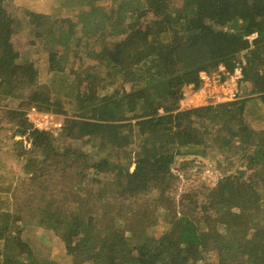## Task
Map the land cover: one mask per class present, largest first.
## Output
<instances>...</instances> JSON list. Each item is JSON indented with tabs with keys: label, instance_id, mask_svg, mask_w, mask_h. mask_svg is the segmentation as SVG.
I'll return each mask as SVG.
<instances>
[{
	"label": "trees",
	"instance_id": "1",
	"mask_svg": "<svg viewBox=\"0 0 264 264\" xmlns=\"http://www.w3.org/2000/svg\"><path fill=\"white\" fill-rule=\"evenodd\" d=\"M12 4L0 0V132L17 127L30 149L28 191H0V264H59L25 238L34 226L71 264H264V0H51L25 26ZM236 68L239 100L182 108L202 73ZM32 107L63 129H34ZM212 153L245 169L176 203L175 159Z\"/></svg>",
	"mask_w": 264,
	"mask_h": 264
},
{
	"label": "rangeland",
	"instance_id": "2",
	"mask_svg": "<svg viewBox=\"0 0 264 264\" xmlns=\"http://www.w3.org/2000/svg\"><path fill=\"white\" fill-rule=\"evenodd\" d=\"M173 2L175 3V1ZM13 8H17L16 11H13ZM51 10V0H13V4L9 9L11 14L13 11L15 16L22 19L24 26V19L27 14L34 13L45 17L51 14ZM25 30L23 29V31ZM12 42L14 50L18 53L28 49V38L22 34L12 39ZM190 96L193 97L192 94ZM14 104L16 105L18 102H9L8 109H11ZM3 107L7 106H0V122L1 118L4 117V114L1 113ZM16 131L17 127L4 134L0 132V191L10 196L17 195L20 199L28 191V187L26 185L27 176L23 169L24 160L19 157V154L23 149H30V145L26 137L17 136L14 139ZM243 161L244 159L241 160L238 156L231 161H226L225 157L217 153L205 157L201 155L178 156L172 167L173 172L180 176L176 184L174 183L172 193L176 198V203L185 190L202 184H208L213 188L222 178L245 169ZM33 218L29 216L28 220L31 221ZM42 232L43 229H37L34 226L24 235L34 247L36 246L39 258L55 261L59 264H71L72 258L67 256L66 253L67 244L47 233L43 234L45 238L41 240L39 236Z\"/></svg>",
	"mask_w": 264,
	"mask_h": 264
},
{
	"label": "built area",
	"instance_id": "3",
	"mask_svg": "<svg viewBox=\"0 0 264 264\" xmlns=\"http://www.w3.org/2000/svg\"><path fill=\"white\" fill-rule=\"evenodd\" d=\"M221 71H224L221 68ZM203 87L199 91L192 93L195 101L187 102L186 98L181 102L184 109L200 107L208 104H223L234 102L240 99L242 88L240 80L242 79L241 68H236L233 73H221L212 77L201 74ZM189 99V100H191ZM26 118L34 129L50 132L57 135L64 127L63 118L57 114L41 111L36 107L28 109Z\"/></svg>",
	"mask_w": 264,
	"mask_h": 264
},
{
	"label": "crops",
	"instance_id": "4",
	"mask_svg": "<svg viewBox=\"0 0 264 264\" xmlns=\"http://www.w3.org/2000/svg\"><path fill=\"white\" fill-rule=\"evenodd\" d=\"M196 92V91H195ZM195 92H193V93H195ZM189 99H191V97L190 96H187V98H186V100H187V102H189V101H195V98H193V99H191V100H189ZM185 101V100H184Z\"/></svg>",
	"mask_w": 264,
	"mask_h": 264
},
{
	"label": "water",
	"instance_id": "5",
	"mask_svg": "<svg viewBox=\"0 0 264 264\" xmlns=\"http://www.w3.org/2000/svg\"><path fill=\"white\" fill-rule=\"evenodd\" d=\"M242 95H243V96L245 95V90H244V88L242 89Z\"/></svg>",
	"mask_w": 264,
	"mask_h": 264
}]
</instances>
